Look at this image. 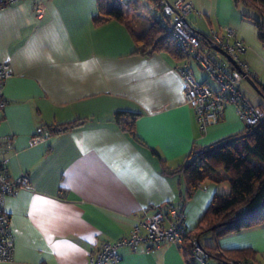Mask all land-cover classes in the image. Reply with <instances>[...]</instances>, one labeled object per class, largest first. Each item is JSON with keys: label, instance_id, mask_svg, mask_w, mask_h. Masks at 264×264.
<instances>
[{"label": "crops", "instance_id": "obj_1", "mask_svg": "<svg viewBox=\"0 0 264 264\" xmlns=\"http://www.w3.org/2000/svg\"><path fill=\"white\" fill-rule=\"evenodd\" d=\"M42 3L41 15L35 0L0 9V62L11 68L3 88L0 136L14 137L13 148L0 160L10 177L26 173L29 179V187L3 200L14 252L0 264H85L89 252L103 242L128 235L138 220L185 199V179L176 170L186 157L243 131L246 124L229 105L218 124L201 130L195 109L182 94L178 67L184 58L168 51L134 52L123 22H94L100 15L98 0ZM229 26L208 20L207 30L233 29L246 45L242 59L249 72L264 84L255 74L264 63L253 56L262 53L249 52L253 44L241 22ZM132 29L138 33L133 23ZM188 63L203 82L206 74ZM117 110L138 113L139 141L115 121ZM76 119L82 120L79 126L30 144L39 127ZM220 173L227 176L223 169ZM223 182L206 180L187 199L188 232L195 230L213 195L226 189ZM212 239L202 244L199 238L221 253L249 248L255 252L250 260L264 264V223ZM120 253V264H188L169 242L153 251L124 247Z\"/></svg>", "mask_w": 264, "mask_h": 264}, {"label": "built area", "instance_id": "obj_2", "mask_svg": "<svg viewBox=\"0 0 264 264\" xmlns=\"http://www.w3.org/2000/svg\"><path fill=\"white\" fill-rule=\"evenodd\" d=\"M18 1L20 0H0V9ZM35 1L36 12L41 15L44 10L42 0ZM193 10L190 0H161V9L155 14V18L161 21L166 33L176 42L184 56L183 63L178 67L183 83L182 94L186 103L195 109L200 129L205 131L210 125L218 124L224 118L225 109L229 105L235 107L237 116L246 125L257 123L264 114L241 89L242 81L252 76L242 59L246 45L236 36L235 31L228 27L222 28L221 31L210 29L206 35L198 32L187 21ZM221 52L227 54L233 62ZM188 60L193 61L206 74L203 82L196 79ZM10 75V64L0 62V109L6 104L3 88ZM208 80L214 86H211ZM50 136L48 128L41 126L30 138V144L42 143ZM13 144V136H0V154L12 149ZM27 187H29L27 174L22 173L17 178L10 177L5 161L1 159L0 261L12 259L14 252L9 216L4 210L3 200L18 189ZM186 201L187 198L177 204H165L164 209H158L149 217L138 220L128 235L114 241H105L98 250L89 252L85 264H120L121 248L126 247L131 251H153L160 249L165 242L177 246L188 264H259L238 258L209 262L210 257L198 239H185L188 233L185 225Z\"/></svg>", "mask_w": 264, "mask_h": 264}, {"label": "trees", "instance_id": "obj_3", "mask_svg": "<svg viewBox=\"0 0 264 264\" xmlns=\"http://www.w3.org/2000/svg\"><path fill=\"white\" fill-rule=\"evenodd\" d=\"M106 1L98 0L100 15L94 18V22L97 24L109 19L123 22L134 40V52L147 56L168 51L184 58L176 42L166 33L161 21L155 18V14L161 9V0H149L152 9L142 5L141 0H120L121 7H108ZM234 1L236 4L242 1L245 6L258 10L262 21L254 17L252 19L257 26L258 36L264 40V0ZM137 10L143 12L149 20L148 27L140 34L132 29V16ZM250 78L260 90L262 102L256 106L264 114V84L253 76ZM137 117L138 113L127 110H117L114 113L115 121L132 138L139 141L135 132ZM81 121L76 119L46 127L52 135L75 128ZM220 169H223L227 176L222 175ZM176 171H180L184 176L187 199L206 180L217 183L227 181L229 186L228 192H216L213 195L195 230L187 233L186 240L193 238L199 240L203 233L208 232L215 237H221L264 223V117L253 125H246L239 133L192 151ZM202 247L210 258L217 261L231 258L251 261L250 258L255 254L249 248L232 249L221 253L215 247L204 245Z\"/></svg>", "mask_w": 264, "mask_h": 264}, {"label": "rangeland", "instance_id": "obj_4", "mask_svg": "<svg viewBox=\"0 0 264 264\" xmlns=\"http://www.w3.org/2000/svg\"><path fill=\"white\" fill-rule=\"evenodd\" d=\"M142 5L152 9V3L149 0H141ZM170 1V0H169ZM173 1V0H171ZM194 6V10L190 13L187 17V20L192 24V26L199 30L204 34H208V20L213 25H220V26H229L231 23H242L245 27L246 34L253 44L251 46L249 52L257 51L259 54V58L256 57V52H253V56L255 61H259L260 63H264V40H262L258 36V29L254 23L253 17L262 21L260 14H258V10L255 8H249L245 6L242 1H239L237 4L234 0H190ZM108 7L118 6L121 7L120 0H107L106 1ZM218 7V9L216 8ZM142 13V14H141ZM248 16V17H247ZM132 23L134 24V29L136 32L140 33L142 28L149 23V20L146 18L143 12L139 10L134 11L132 16ZM232 28V26H229ZM253 47V48H252ZM257 49V50H256ZM261 55V59H260ZM262 60V61H261ZM202 74V73H201ZM255 74L260 75V80L264 81V65H259L258 69L255 70ZM200 75V74H199ZM242 91L245 93L247 98L255 105H258L262 102L260 95L254 90V88L249 84L247 80L244 79L241 85ZM226 185V189L220 190L222 193H226L229 191V186L224 181L222 183ZM213 235L211 233H203L201 236V243L202 244H209L210 240L212 241Z\"/></svg>", "mask_w": 264, "mask_h": 264}, {"label": "water", "instance_id": "obj_5", "mask_svg": "<svg viewBox=\"0 0 264 264\" xmlns=\"http://www.w3.org/2000/svg\"><path fill=\"white\" fill-rule=\"evenodd\" d=\"M216 50H219L217 47H214ZM220 51V50H219ZM224 56H226L227 58H228V60H230L231 62H233L232 61V59L227 55V54H225L224 52H221ZM248 82H249V84L254 88V90H256V92L259 94L260 93V90H259V88L257 87V85L255 84V82L250 78V77H246L245 78Z\"/></svg>", "mask_w": 264, "mask_h": 264}]
</instances>
